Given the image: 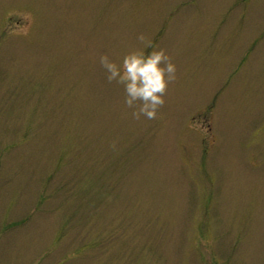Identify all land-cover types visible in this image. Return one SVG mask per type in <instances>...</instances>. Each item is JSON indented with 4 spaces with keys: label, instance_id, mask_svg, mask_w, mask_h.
<instances>
[{
    "label": "rangeland",
    "instance_id": "obj_1",
    "mask_svg": "<svg viewBox=\"0 0 264 264\" xmlns=\"http://www.w3.org/2000/svg\"><path fill=\"white\" fill-rule=\"evenodd\" d=\"M0 264H264V0H0Z\"/></svg>",
    "mask_w": 264,
    "mask_h": 264
},
{
    "label": "clouds",
    "instance_id": "obj_2",
    "mask_svg": "<svg viewBox=\"0 0 264 264\" xmlns=\"http://www.w3.org/2000/svg\"><path fill=\"white\" fill-rule=\"evenodd\" d=\"M145 37L140 34L138 39ZM106 69L108 80H116L124 85L125 103L133 106V115L141 113L149 118L157 115V109L164 103L163 93L170 80L175 79L176 66L163 48H151L145 52L133 49L126 52L120 63L100 56ZM139 101L138 107H135Z\"/></svg>",
    "mask_w": 264,
    "mask_h": 264
}]
</instances>
